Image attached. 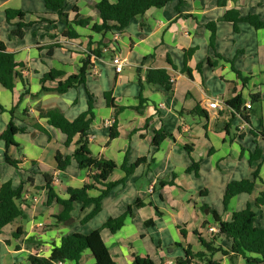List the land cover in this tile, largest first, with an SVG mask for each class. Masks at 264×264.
<instances>
[{"label": "crops", "instance_id": "0c3cea01", "mask_svg": "<svg viewBox=\"0 0 264 264\" xmlns=\"http://www.w3.org/2000/svg\"><path fill=\"white\" fill-rule=\"evenodd\" d=\"M100 1L67 0L65 12L70 20L75 7L80 18L92 19L89 27L74 26L78 39H68L63 35L66 24L43 0H0V41L15 56L21 76L13 91L0 83V134L12 120L13 108L14 124L25 129L15 136L20 147L8 149L9 158L20 162L18 168L7 163L6 145L0 141V189L6 182L15 189L24 186L21 207L25 215L2 229L0 264H31V256L48 258L63 238L97 230L117 264H132L135 256L150 257L157 264L175 262L184 257L186 249L202 252L200 237L206 242L213 240L211 235L210 240L203 236L215 223L213 212L222 221H230L235 212L253 205L264 192V29L222 19L227 11H234L241 19L255 15L264 22V0H226L225 7L218 5V0H173L162 9H150L132 19L116 44L111 43L114 32L103 35L93 31V26L101 23L95 9ZM7 10L26 14L23 38L11 36L20 20L8 22ZM212 23L216 24L214 43L207 27ZM90 42L92 49L99 43L107 44L104 49L114 46L113 56L125 61L123 71L116 73L113 57L103 50L102 59H91L85 86L65 94L43 93V87L54 90L60 81L79 73ZM152 69L168 71L172 94L161 85L146 83V73ZM50 72L64 77L43 83ZM25 84L30 94L20 100ZM89 94L96 100L90 149L95 157L115 164L108 183L125 182L103 199L100 213L90 221L84 222L95 205L85 207L82 202L74 203L71 219L60 221L57 217L64 208L56 201L48 204L45 176L58 175L60 185L54 187L55 192L68 200L67 189L91 184L90 174L95 172L80 169L75 161L65 172L57 170L56 155L71 156L77 139L67 146L66 135L50 126L40 111L57 109L74 121L87 110ZM106 94L115 107H108ZM255 95L257 103L252 102ZM237 97L243 102V111L252 103V109L244 113L249 128L243 135L237 132L241 119L233 117L227 105ZM215 99L226 107L210 109L208 104ZM197 108L206 115L195 112ZM110 122L114 124L108 125ZM159 131L172 138L156 147L153 138ZM112 133L115 137L111 138ZM253 155L259 159L251 163ZM142 158L146 163L126 175L124 162L130 166ZM194 163L199 164L198 174L187 172ZM257 169L259 178L253 192L232 198L225 208L227 186L252 179ZM100 194L99 189L88 191L93 199ZM137 201L139 208L134 207ZM129 207L132 214H127ZM253 210L264 225V206H253ZM108 222L114 231L105 227ZM214 246L229 251L230 242L220 236ZM217 254L221 257L216 258ZM232 256L219 252L213 261L245 264L242 257L231 261ZM64 264L97 263L86 250L78 263Z\"/></svg>", "mask_w": 264, "mask_h": 264}, {"label": "trees", "instance_id": "16d2710c", "mask_svg": "<svg viewBox=\"0 0 264 264\" xmlns=\"http://www.w3.org/2000/svg\"><path fill=\"white\" fill-rule=\"evenodd\" d=\"M43 1L46 8L49 11L56 13L59 16V19L66 24L67 28L63 32V35L68 39L79 38L74 26L86 28L92 23V19L90 18H80L79 10L76 7L73 9L75 16L72 20H70L69 14L65 12L67 0ZM171 1L173 0H101L95 6L101 23L95 24L93 26V31L96 34L103 35L110 32L120 33L129 26L132 19L142 17L150 9H162ZM218 5L225 7L226 0H218ZM6 16L8 22H11L15 18L20 20L17 24V28L12 31L11 36L20 39L23 38L24 28L27 27V25L23 22L26 14L20 11L7 10ZM222 19L225 21H231L234 25L244 21L252 25L257 30L264 29V22L260 19V17L255 15H250L245 19H241L237 12L227 11ZM207 27L212 33L211 42L214 43L216 36V24L212 23ZM106 45L107 44L99 43L96 49H92V43L90 42L88 45L89 55L83 60V67L79 70V73L71 75L65 80L60 81L57 88L54 90L43 87L42 92L65 94L71 89L85 86L86 74L88 72V67L91 66V59L93 57L102 59L104 56L103 50L107 47ZM108 54L111 57H114L113 52H109ZM17 67H19V64L16 62L15 56L12 53H9L4 43L0 41V83L9 91L14 90L15 81L18 78H21L17 72ZM238 76L241 78L240 73H238ZM62 77H64L63 73L50 72L44 76L42 82L45 83L48 80L54 81L56 78ZM146 83L149 85H161L168 94H172L173 92L171 77L165 69L148 70L146 73ZM26 87L28 88V86H25V90L22 93L20 100L30 94V90L26 89ZM106 98L108 107H115L110 98V94H106ZM140 100L142 101V95L140 96ZM95 101L94 96L89 94L87 110L80 114L74 121H69L65 115L57 109L40 111V116L48 119V124L50 126L60 130L64 135H66L67 146H70L75 138L77 139L75 142L74 153L71 156H63L60 153L56 155L57 170L63 173L68 169L72 161H75L80 169H90L91 172H95L94 174H90L93 181L91 184H86L81 189H67V193L69 194L68 200L59 198L55 192L53 185L54 177L49 175L45 176L47 181L45 188L47 190L48 204L56 201L64 208L63 213L57 217L60 221H67L71 219L70 215L74 210L75 202H82L85 207L90 204L95 205L94 211L84 220V222L90 221L93 217L100 213L103 199L107 197L114 188L125 182L123 179L117 182L108 183L107 181L115 170V164L102 157H95L90 149L89 131L92 119L95 116ZM258 101V96H252L253 103H257ZM227 105L237 111H241L243 102L240 97H237L236 99L228 102ZM15 110L16 108H13L10 111L12 120L8 124L6 130L0 134V141H3L6 145L7 152L5 158L7 163L18 168L20 162L16 160L13 161L8 156V149L11 146H15L17 148L20 147L15 141V136L18 133H23L25 131L24 128L17 127L13 122ZM195 112L206 115L199 108L195 109ZM113 128L114 127H112V130ZM226 130L228 132V127H226ZM112 137H115L114 133H112L111 138ZM167 138H172V136L165 131H159L153 138V144L158 147ZM258 159L259 158L253 155L251 163L257 161ZM143 163H146L145 158L139 159L136 163L130 166H128V163L125 161L122 168L126 175H130L140 164ZM198 171V163H194L187 170L188 173L194 172L195 174H198ZM258 178L259 171L257 169L253 173L252 179L230 183L227 186L224 196L225 208L228 207L232 198L241 194H251ZM164 184L168 185L167 182ZM164 184L161 183L160 186L163 187ZM92 189H99L101 191L98 198L93 199L88 196V191ZM23 191V185H21L18 189H15L11 182H6L2 185L0 189V233L6 226L14 223L20 218H25L21 207ZM253 206L255 208L264 206V192L259 194L253 205H249L243 211L235 212L230 221H222L218 214L213 212L214 221L219 224L221 233L213 236V240L210 242H206L200 237L204 250L202 252L194 253L190 248L186 249L184 257L177 259L175 264H193L195 261H199L202 264H220L217 261H213V256L219 252L223 255H230V253H233V256L230 259L231 261H233L234 258L242 257L245 260V264H264V225L257 221V213L253 210ZM134 207H141L140 201H137L134 204ZM127 214H132V207L127 209ZM105 227L114 231V229L110 226V222H108ZM19 233H21L20 230ZM220 236H224L230 242L229 251L224 250L221 246H214L215 241ZM86 250H90L92 252L97 264H117L112 259L108 248L102 240L100 230L94 231L89 235L78 233L69 235L62 239L59 246L54 247L48 258L31 256L30 262L31 264H57L60 261H74L78 263L82 254ZM132 264L157 263H155L150 257L135 256Z\"/></svg>", "mask_w": 264, "mask_h": 264}, {"label": "built area", "instance_id": "2783aa9c", "mask_svg": "<svg viewBox=\"0 0 264 264\" xmlns=\"http://www.w3.org/2000/svg\"><path fill=\"white\" fill-rule=\"evenodd\" d=\"M119 39H120V33L119 32H114L113 33V38L111 40V43L116 44ZM104 51L105 52H115L116 48L114 46H112L110 48L104 49ZM93 59H97V58L93 57ZM112 63L114 65V67H115L116 73L120 74L123 71V67L125 65V61L119 55H114V57L112 59ZM94 70H95V72L97 74L98 70H96V68H94ZM208 106H209L210 109H213V110H223L226 107V104L224 102L218 100V99H215V100L209 102ZM251 109H252V103L248 102L246 104L244 110L245 111H249ZM230 110H231L232 116L238 117L239 119H241V124L237 128V132L240 135H243L244 133H246L247 129L249 128V125H248V122H247V117L244 114L245 111H243V108H242L241 111H237V110H235V109H233L231 107H230ZM113 124H114V122L108 123V125H110V126H112ZM53 185H54V187L60 185V179L58 178V175L54 176ZM42 226H43V224H40V227H42ZM207 228H208V233L211 236H216V235L221 233L219 224H217V223L209 225ZM57 264H64V262L60 261ZM162 264H175V262H173V261H165ZM193 264H202V263L199 262V261H195Z\"/></svg>", "mask_w": 264, "mask_h": 264}, {"label": "rangeland", "instance_id": "374dc122", "mask_svg": "<svg viewBox=\"0 0 264 264\" xmlns=\"http://www.w3.org/2000/svg\"><path fill=\"white\" fill-rule=\"evenodd\" d=\"M214 224V223H213ZM203 236L206 238V240H210L211 239V236H210V234L208 233V228H206L205 230H204V234H203ZM221 257V254H217L216 255V258H220Z\"/></svg>", "mask_w": 264, "mask_h": 264}]
</instances>
